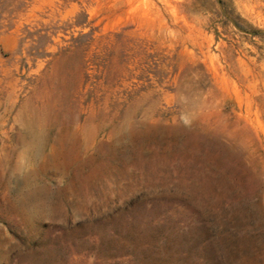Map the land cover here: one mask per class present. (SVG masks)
<instances>
[{
    "label": "rangeland",
    "instance_id": "1",
    "mask_svg": "<svg viewBox=\"0 0 264 264\" xmlns=\"http://www.w3.org/2000/svg\"><path fill=\"white\" fill-rule=\"evenodd\" d=\"M0 264H264V0H0Z\"/></svg>",
    "mask_w": 264,
    "mask_h": 264
}]
</instances>
